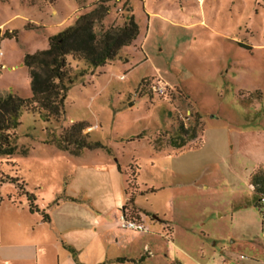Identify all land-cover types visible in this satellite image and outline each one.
Masks as SVG:
<instances>
[{
    "label": "rangeland",
    "instance_id": "rangeland-1",
    "mask_svg": "<svg viewBox=\"0 0 264 264\" xmlns=\"http://www.w3.org/2000/svg\"><path fill=\"white\" fill-rule=\"evenodd\" d=\"M101 3L96 32L133 15L139 35L98 69L70 59L87 74L57 121L22 114L16 153L0 155V264H264L251 185L264 0H0V97L30 98L25 56ZM56 10L67 16L50 27ZM123 213L149 232L123 230Z\"/></svg>",
    "mask_w": 264,
    "mask_h": 264
},
{
    "label": "trees",
    "instance_id": "trees-1",
    "mask_svg": "<svg viewBox=\"0 0 264 264\" xmlns=\"http://www.w3.org/2000/svg\"><path fill=\"white\" fill-rule=\"evenodd\" d=\"M109 12V6L99 4L89 13L80 16L72 26L49 37L47 50L25 56L24 65L29 69L31 78V97L22 98L13 93L0 97V155L12 157L16 153L17 138L13 131L21 127L24 112L33 118L38 115L44 122L57 121L64 116L72 87L87 74L86 70L74 73L70 59L98 69L114 62L122 49L136 42L139 27L133 15L122 26L105 30L102 28L100 33L96 32V26L102 24ZM69 137L66 139L77 148H88L91 145L83 136L72 134ZM251 185L264 226L263 211L259 205L264 196V174L255 173L251 177ZM27 198L29 202L36 201L33 196L27 195ZM30 208L32 211L33 206L30 205Z\"/></svg>",
    "mask_w": 264,
    "mask_h": 264
},
{
    "label": "built area",
    "instance_id": "built-area-1",
    "mask_svg": "<svg viewBox=\"0 0 264 264\" xmlns=\"http://www.w3.org/2000/svg\"><path fill=\"white\" fill-rule=\"evenodd\" d=\"M2 57H3V53L0 51V76L2 69L5 68L4 65L2 64ZM165 91L166 88L163 86L156 87V93L159 95H164ZM259 205H261L262 207L263 222H264V196L261 197ZM119 221L121 223V228L123 230H131V231L144 232V233L149 232L148 226L143 221H139L135 218H131L128 216L127 213H123L122 215H120Z\"/></svg>",
    "mask_w": 264,
    "mask_h": 264
},
{
    "label": "crops",
    "instance_id": "crops-1",
    "mask_svg": "<svg viewBox=\"0 0 264 264\" xmlns=\"http://www.w3.org/2000/svg\"><path fill=\"white\" fill-rule=\"evenodd\" d=\"M55 12V19H51L50 20V22H49V24H50V27H60V26H62L63 25V23H64V21H65V18H66V16L67 15H62V14H60V12L58 11V10H56V11H54ZM53 12V13H54ZM61 15H62V17H61ZM18 17V16H17ZM21 19H23V17L21 18ZM22 21H25V20H22ZM4 25H5V23L4 24H1L0 25V32L3 30V28H4ZM25 26V25H24ZM11 32L13 31V30H10ZM4 67H5V65H4ZM44 222V221H43ZM36 260H39L38 258H36ZM126 260H128V261H130V260H133V259H126Z\"/></svg>",
    "mask_w": 264,
    "mask_h": 264
}]
</instances>
